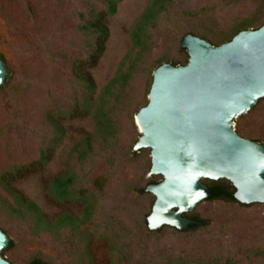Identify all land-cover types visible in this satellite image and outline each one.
<instances>
[{
  "label": "rangeland",
  "instance_id": "374dc122",
  "mask_svg": "<svg viewBox=\"0 0 264 264\" xmlns=\"http://www.w3.org/2000/svg\"><path fill=\"white\" fill-rule=\"evenodd\" d=\"M106 1L0 0V55L9 72L8 82L0 87V177L13 165L35 163L54 138L49 118L60 117L65 135L51 160L16 180L15 187L52 219L64 211L80 215L86 205L91 207L80 233L35 232L31 217L15 218L0 207V228L13 241L2 256L13 264L34 259L49 264H264L258 254L264 249V203L207 198L184 213L205 221L197 228L164 225L150 230L147 216L155 196L146 186L163 177L149 175V148L134 151L141 136L135 116L146 105L154 69L165 62L185 63L189 56L181 42L187 33L220 45L217 35L259 15L264 0H173L149 30L148 52L130 83L112 100L114 131L107 138L96 135L94 151L81 163L73 146L86 133L94 134L96 123L91 116H67L83 96L72 69L94 48V36L83 29L85 19ZM149 2L122 0L109 18L106 50L91 69L95 98L130 51V30ZM234 123L241 136L264 144V98ZM65 172L75 175L73 194L58 202L48 187ZM218 181L232 186L226 179ZM8 196L0 184V198Z\"/></svg>",
  "mask_w": 264,
  "mask_h": 264
},
{
  "label": "water",
  "instance_id": "95a60500",
  "mask_svg": "<svg viewBox=\"0 0 264 264\" xmlns=\"http://www.w3.org/2000/svg\"><path fill=\"white\" fill-rule=\"evenodd\" d=\"M188 62H165L153 72L148 102L136 113L141 136L134 151L150 149L149 175H161L146 191L155 196L147 225L187 229L184 215L213 189L202 179H226L242 204L264 203V144L241 136L234 120L264 98V24L214 45L193 33L182 39ZM7 69L0 59V86ZM10 238L0 228V264Z\"/></svg>",
  "mask_w": 264,
  "mask_h": 264
},
{
  "label": "trees",
  "instance_id": "16d2710c",
  "mask_svg": "<svg viewBox=\"0 0 264 264\" xmlns=\"http://www.w3.org/2000/svg\"><path fill=\"white\" fill-rule=\"evenodd\" d=\"M122 0H107L105 7L90 12L85 19L83 29L94 36V48L85 60H79L73 65V75L82 86L83 96L75 104L73 109L67 112L71 119L83 116H91L96 123V132L94 134L86 133L81 140L75 143L72 152L76 155L79 162H84L94 151V140L96 135L107 138L114 131L115 120L110 115L112 111L113 99L117 96V91L124 90L134 76L143 57L148 52L151 35L149 30L157 24L160 15L165 12L173 0H150L146 9L138 17L130 30L132 47L121 61L115 76L104 86L97 98L94 97L97 91V85L92 75L91 69L98 65L100 58L105 52L106 42L110 36L109 18L117 11L118 3ZM264 6L259 15L247 19L234 27L226 35H217V40L222 44L230 41L234 35L243 29H257L264 24ZM222 37V38H221ZM220 38V39H219ZM216 40V42H218ZM214 41V39H213ZM4 62V56L0 55ZM174 62V59L171 60ZM188 62V59L184 64ZM155 70V69H154ZM9 75V72H8ZM8 75L6 82H8ZM3 86V85H2ZM0 86V87H2ZM117 101V100H115ZM148 100L146 101L147 104ZM51 127L54 130V138L47 148H42L40 157L32 165H13L5 171L0 177V184L9 195L8 198H0V207L15 218L25 219L27 216L33 220L35 232H59L69 229L77 233L81 232V227L88 223L91 217V207L85 206L80 215L69 211H64L56 218L52 219L46 214L40 206L15 187V181L22 178L37 168L44 167L52 158L55 152V145L62 140L65 135V125L60 117L51 116L49 118ZM240 134V132L237 130ZM257 142L259 140H256ZM75 175L71 172H65L55 176L48 187L52 199L58 202H65L72 197ZM210 187L214 193L208 199L211 200H230L236 202L234 197L235 188L221 181H214ZM145 190V188L143 189ZM86 201V199H85ZM196 222L189 226V229L197 228L205 221L194 217ZM5 233L6 231L3 230ZM75 250L78 251L80 241L77 240ZM13 246L10 240L9 247ZM258 252V251H257ZM259 255L264 256V249L259 250ZM182 261V260H181ZM181 261L170 262L169 264H178ZM28 264H49L41 259H34Z\"/></svg>",
  "mask_w": 264,
  "mask_h": 264
},
{
  "label": "bare ground",
  "instance_id": "6f19581e",
  "mask_svg": "<svg viewBox=\"0 0 264 264\" xmlns=\"http://www.w3.org/2000/svg\"><path fill=\"white\" fill-rule=\"evenodd\" d=\"M202 181H203V179H202ZM186 213V212H185Z\"/></svg>",
  "mask_w": 264,
  "mask_h": 264
}]
</instances>
